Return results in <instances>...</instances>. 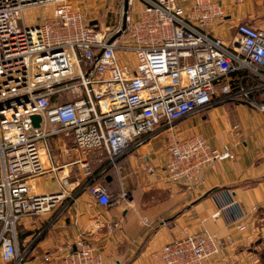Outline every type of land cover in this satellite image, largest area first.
<instances>
[{"label":"built area","instance_id":"1","mask_svg":"<svg viewBox=\"0 0 264 264\" xmlns=\"http://www.w3.org/2000/svg\"><path fill=\"white\" fill-rule=\"evenodd\" d=\"M134 1L126 0L124 9L125 0H118L116 22L103 30L69 0H0V264L23 262L19 222L58 200L85 191L110 207L130 197L122 190L114 198L98 182L75 180L71 188L52 163L50 137L64 133L77 150L113 156L166 130L167 179L196 188L203 168L233 159L234 152L202 135L176 137L172 126L225 103L264 113V29L240 20L224 40L215 33L227 22L220 0H138L133 14ZM28 9L41 13L21 27ZM45 174L59 190L35 192L33 180ZM216 199L212 217L229 210L234 228L244 230L245 211L232 191ZM233 244L231 235L185 231L157 256L164 264H213ZM60 251L59 264H104L94 242L82 236Z\"/></svg>","mask_w":264,"mask_h":264},{"label":"crops","instance_id":"2","mask_svg":"<svg viewBox=\"0 0 264 264\" xmlns=\"http://www.w3.org/2000/svg\"><path fill=\"white\" fill-rule=\"evenodd\" d=\"M69 1L100 29L116 22L115 0ZM220 1L227 22L215 30L216 35L229 40L240 20L264 29V0ZM136 3L140 5L135 0L134 7ZM226 27L233 31L230 36ZM205 111L212 117L213 126L208 128L201 120L189 117L176 122L172 131L175 135H202L215 147L228 143L235 156L203 168L196 188L167 179L166 130L154 131L140 145L130 142L127 150L113 156L101 149L77 150L64 133L50 137L52 163L68 175L71 188L75 180L82 184L98 182L114 198L122 190L130 197L107 207L82 191L72 200H58L48 212L20 221L18 239L27 251L21 264H59L60 248L79 236L94 242L104 264H164L157 256L163 244L183 236L185 231L203 229L234 239L233 245L212 260L213 264H258V251L264 250V113L242 103H225ZM44 181L55 180L49 174L36 177L35 192L59 190L56 182L55 190L45 191ZM225 189L232 191L245 211L242 231L234 228L229 210L212 217L218 206L216 195ZM113 222L118 226L110 227Z\"/></svg>","mask_w":264,"mask_h":264},{"label":"rangeland","instance_id":"3","mask_svg":"<svg viewBox=\"0 0 264 264\" xmlns=\"http://www.w3.org/2000/svg\"><path fill=\"white\" fill-rule=\"evenodd\" d=\"M115 5H116V7L115 8H117V5H118V0H115ZM141 5V4H140ZM138 3H136L135 4V7L133 8V10H132V12H133V14H135V13H138L139 12V10H140V6ZM41 12L39 11V9H28V10H26L24 13H23V19L24 20H20L19 21V25L21 26V27H23V25L24 24H27V23H34V20H35V18L37 17V15H39ZM88 17V16H87ZM29 20V21H28ZM113 23H111V22H109V23H106V26H105V28L108 30V29H110V28H112L113 26H114V24L112 25ZM227 28V27H226ZM229 28H227V29H225V31H226V35H228V36H230L231 35V33L233 32L232 30L230 31V30H228ZM103 30H105V29H103ZM216 107H220L221 108V105H216V106H213V108H216ZM202 117H204V119L202 118ZM191 118H194V121H199V120H201L202 122H203V124H204V126H206V127H211V126H213L212 125V122H213V119H212V117L210 116V114H209V112L208 111H203V113L201 112V113H198L197 115H195V116H193V117H191ZM177 135V137H179L180 135L182 136H180V138H187V137H189V135H192V134H185V135H183V134H180V135H178V134H176ZM56 181H44L43 183H42V188L45 190V191H47V192H49V191H52V190H55L56 189ZM40 187V186H39ZM17 230H18V227H17ZM23 249V247L22 246H20V250H22Z\"/></svg>","mask_w":264,"mask_h":264},{"label":"water","instance_id":"4","mask_svg":"<svg viewBox=\"0 0 264 264\" xmlns=\"http://www.w3.org/2000/svg\"><path fill=\"white\" fill-rule=\"evenodd\" d=\"M126 7H127V3H126V0H125L124 9H126ZM93 23L94 22H91L90 24H93ZM124 26L125 25L123 24L122 28H124ZM31 118H32L33 124L37 126L38 125V122H39V116L38 115H33ZM108 179H110V178L108 177Z\"/></svg>","mask_w":264,"mask_h":264},{"label":"trees","instance_id":"5","mask_svg":"<svg viewBox=\"0 0 264 264\" xmlns=\"http://www.w3.org/2000/svg\"><path fill=\"white\" fill-rule=\"evenodd\" d=\"M258 264H264V250L258 251Z\"/></svg>","mask_w":264,"mask_h":264}]
</instances>
